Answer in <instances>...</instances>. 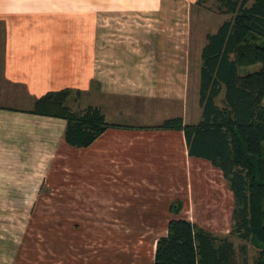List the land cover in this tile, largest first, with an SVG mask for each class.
I'll return each mask as SVG.
<instances>
[{
	"label": "crops",
	"instance_id": "0c3cea01",
	"mask_svg": "<svg viewBox=\"0 0 264 264\" xmlns=\"http://www.w3.org/2000/svg\"><path fill=\"white\" fill-rule=\"evenodd\" d=\"M200 6L0 0V256L9 246L20 250L27 209L42 206L47 184L64 222L86 228L77 250L68 236L66 264H154L157 240L174 218L229 233L234 193L223 171L189 155L184 130L157 128L174 117L192 123L188 80ZM64 88L80 91L75 102L101 97L87 106L120 126L87 147L68 144L65 119L33 110L37 99ZM153 101L163 102L162 112L150 121L159 105L145 103ZM174 201L180 212L172 211ZM90 231L103 241L93 258Z\"/></svg>",
	"mask_w": 264,
	"mask_h": 264
},
{
	"label": "trees",
	"instance_id": "16d2710c",
	"mask_svg": "<svg viewBox=\"0 0 264 264\" xmlns=\"http://www.w3.org/2000/svg\"><path fill=\"white\" fill-rule=\"evenodd\" d=\"M206 0H198L203 5ZM228 18L206 35L199 68L201 119L164 120L157 128L182 129L189 155L205 158L223 171L234 193L229 234H216L188 219L174 218L157 240L154 264H249L250 242L264 264V0H215ZM79 90L50 91L34 112L67 121L65 140L87 147L110 127L102 108L75 110ZM220 98V102H218ZM180 212L182 203L171 204ZM234 238L245 243L236 246Z\"/></svg>",
	"mask_w": 264,
	"mask_h": 264
},
{
	"label": "rangeland",
	"instance_id": "374dc122",
	"mask_svg": "<svg viewBox=\"0 0 264 264\" xmlns=\"http://www.w3.org/2000/svg\"><path fill=\"white\" fill-rule=\"evenodd\" d=\"M227 18V15L221 14L216 10L215 0H206L203 5L194 10V40L192 41L191 48V68L190 77L188 80L187 97V112L189 116L188 120H190L192 123L197 121L201 114V107L199 104V68L201 61L199 47L206 41L207 33L216 30ZM100 98L101 97L98 95H84L78 102L71 100L70 105L75 110H79L86 107L87 104L91 102H98ZM138 102L139 103L137 105H144L141 103L143 101ZM218 102H220V98ZM149 103L145 104L154 106L156 101ZM155 105L159 106L148 118L151 119L150 121H153L152 118H154V115L157 116L159 114L161 111L160 107L163 105V102H157ZM148 116L149 114H147V117ZM43 196H46L47 199L43 202L41 207L27 209V223L25 226L26 233L24 239L22 236L20 241V250H16L15 252L9 246L10 249L8 250L7 248L8 252H5L2 256H0V260L3 262V264H66V246L69 235H75V250H77V238L83 231L86 230V228L80 224H67L64 222V216L66 214L64 213V209L51 206L52 202L49 198L51 197L50 184L44 185ZM90 226L91 229L89 230L97 228V225H89V228ZM98 226H100V229L101 225ZM231 226L232 221L230 222V230ZM99 229L94 231H98ZM94 231H90L91 239L89 240L90 244H88L91 246V248H93L91 250V258L95 257L97 254L96 252H98L99 249V242H103L100 240V236ZM212 232L220 235H227L220 231L212 230ZM234 241L236 246L245 243L238 238H234ZM246 244L248 246V262L249 264H255V259L258 256L259 250L250 242H246ZM123 249H126V247L124 246ZM95 250L97 251L95 252ZM57 251L59 253L58 256ZM14 252L16 255H12ZM15 257L16 259L14 261ZM78 257L79 256L76 258Z\"/></svg>",
	"mask_w": 264,
	"mask_h": 264
}]
</instances>
